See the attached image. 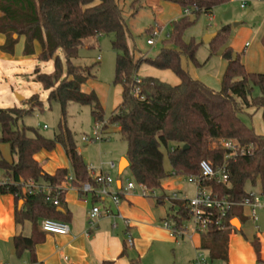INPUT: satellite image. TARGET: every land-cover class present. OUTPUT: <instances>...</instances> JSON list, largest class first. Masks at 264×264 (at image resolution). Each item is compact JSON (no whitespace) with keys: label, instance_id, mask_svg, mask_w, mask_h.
<instances>
[{"label":"trees","instance_id":"1","mask_svg":"<svg viewBox=\"0 0 264 264\" xmlns=\"http://www.w3.org/2000/svg\"><path fill=\"white\" fill-rule=\"evenodd\" d=\"M155 1L175 4L182 12L188 9L189 14L183 13L171 22V31L154 56L134 58L126 43L127 30L116 0H0V34L5 37L0 51L12 55L22 38L24 57L53 61L51 74L36 67L34 75L43 89L49 91L47 100L60 105L62 115L57 132L52 138H46L33 127H17L18 121L33 109H42L43 104L36 94L28 99L30 108H0V143L8 144L11 154L16 156L12 162L0 159V169L5 176L0 182V194H12L17 202L21 200L15 221H29L32 226L30 236L13 237L16 255L25 250L33 252L35 245L43 240L44 234L39 229L42 219L65 221L66 214L57 210L64 204L66 190L62 186L77 188L84 182L94 184L66 124L69 103L88 105L94 122L104 121L103 107L96 93L81 90L82 85L95 77V64L83 66L72 62L87 38L113 36L111 46L116 51L113 83L121 89V100L102 131L104 133L109 125L118 126V133L126 143L131 180L156 191L167 176L190 175L198 177L202 186L218 197L233 203L221 218L222 228L212 227L200 233V249L205 250L211 260L226 257L230 220L242 209L241 203L252 200L253 191L247 190L246 185L258 187V194L264 195V135L256 134L239 116L247 114L248 108H264V73L245 69L241 53H235L227 44L228 26H223L210 42L212 45L219 40L224 45L221 56L227 61V67L219 90L192 78L182 66L183 59L197 64V44L193 39L183 38L185 31L198 16L211 15L216 6L229 0ZM214 50L211 47V52ZM141 65L169 70L179 82L171 85L153 76H139ZM135 87L139 88L138 96L132 92ZM254 88L259 90L258 95H252ZM227 139L243 146L252 143L253 147L246 154L227 157L221 145V141ZM58 144L70 161V170L58 168L48 174L35 154L41 150L52 151ZM165 156L170 172L164 169ZM202 160L209 161L214 168L223 166L226 182L202 177L199 168ZM69 175L72 176L70 181ZM28 180L50 186V200L43 193H26L23 183ZM55 198L56 205L53 204ZM190 217L189 211L181 206L170 216L177 227Z\"/></svg>","mask_w":264,"mask_h":264},{"label":"crops","instance_id":"2","mask_svg":"<svg viewBox=\"0 0 264 264\" xmlns=\"http://www.w3.org/2000/svg\"><path fill=\"white\" fill-rule=\"evenodd\" d=\"M155 4L160 11L164 7L175 6L178 11L177 17L183 14L179 6L175 4L157 3L156 1ZM157 24L160 25V28L163 27L159 22ZM241 24V22L235 23L234 27ZM248 39L252 41V44L246 50ZM4 40L5 37L0 34V46ZM19 41H21L20 45L15 46L12 55L0 51L2 61L36 59L22 55V38ZM230 46L234 52L243 53V65L245 69L249 70L248 72L264 73V29L257 28L253 31L252 28L240 26L235 32ZM169 72L172 73L169 70H158L141 65L138 75L153 76L171 85H176L179 82L178 78L176 77V81L168 80ZM81 90L86 93L93 90L103 107L106 99L99 95L94 85H89L88 89L82 85ZM119 92L121 93V89ZM47 93L49 94V92ZM47 93L46 97H48ZM258 94L259 90L254 88L253 95ZM119 102V100L116 101L114 109ZM245 112L250 116L253 131L256 134L264 135V108H248ZM113 128L118 132L117 125H109L105 129L104 135L110 133ZM39 152L35 154V159L46 173L53 174L58 168L70 170V161L61 145L58 144L52 151H48L51 154V159L48 161H41ZM82 158L86 162L83 156ZM122 158H126L124 152L118 155L117 160L120 162ZM0 159H5L8 162L16 160V156L11 154L8 144L0 143ZM119 162L117 164V161L112 160L109 164L102 165L98 169L93 168L94 174L105 173L113 178L114 183L109 188L111 192H119L129 178L123 179L122 175L128 166L119 172ZM115 163L116 177L110 170L115 167ZM110 164L113 166L111 167ZM87 166L89 167L88 164ZM176 176L163 178L160 189L155 191V197H143L138 192H128L120 195L117 206H113L109 198L101 199L94 193L80 194L76 188L68 187L65 189L64 204L57 210L66 214V219L62 222L68 224L69 232L64 235L46 233L40 229L39 223V229L44 234L43 240L35 245L33 252L25 250L21 255L15 254L13 237L18 234L30 236L31 223L29 221L16 223L15 211L21 207L22 201L17 202L12 194H0V264L26 262H36L37 264H172L170 263L171 258H176L177 261L181 260L180 262L187 260V264H194L199 251L203 252L208 264H264V202H261L260 198L261 206L256 211L257 220L250 218V208L246 205H242V209L231 218L226 240L225 259L211 260L207 252L200 249V234L194 231L193 225L190 229L185 220L182 222V226L185 228L184 233L179 237L171 236L169 230L163 226V221L171 220L170 216L176 213L177 205H174L168 198L172 193H177L179 196L185 194L190 196L187 193V186L182 182L183 178ZM4 180V172L0 169V182ZM248 188L250 189L247 190H251L253 193H259L258 187L248 185ZM94 205L101 209L110 207L112 211H118L129 221L128 228L117 219L118 227L113 229V219L105 216L90 222L88 213ZM125 230H129L133 237L131 247L125 246ZM178 239H182V241L178 242ZM170 250L174 253L173 256H171Z\"/></svg>","mask_w":264,"mask_h":264},{"label":"rangeland","instance_id":"3","mask_svg":"<svg viewBox=\"0 0 264 264\" xmlns=\"http://www.w3.org/2000/svg\"><path fill=\"white\" fill-rule=\"evenodd\" d=\"M116 1L122 12L127 30L126 43L130 53L134 58L142 55L154 56L162 47V40L166 38L164 36L171 31V22L178 18L177 7H164L160 11L155 4V0ZM158 22L163 26L161 28L162 38L161 40L157 39L154 45H148L146 40L149 37V31L151 28H155ZM238 22L242 23L241 27L252 28L253 31L257 28L264 29V0H248L244 8L240 7L238 2L228 1L225 4L216 6L211 15L201 14L198 16L194 24L185 31L183 38L187 41L193 39L197 44L195 52L197 64H193L186 59L182 60V66L192 78L202 81L215 90L221 88V82L227 67V61L221 56L224 45L219 43V40L210 45V43H205L203 39L206 34L216 33L223 26H228L230 33L227 44L231 45L235 32L240 28V26L234 27V24ZM112 38V34H106L97 38L85 39L78 51V56L72 60L77 65L95 64L93 68L95 77L88 80L84 84V88L88 89L89 85H94L99 95L106 99L103 105L104 121L110 117L116 101H120L121 98L119 86L113 83L116 51L111 46ZM247 41L246 50L252 44L250 39ZM20 42L17 43L16 47L20 45ZM211 47L215 49L214 52H211ZM57 53L63 59L60 51ZM235 53H241V56L243 54L242 52ZM36 67L43 73L51 74L53 72V61L40 62L37 59L28 58L10 61L0 59V108H30L31 104L28 103V99L31 95L36 94L43 104L42 109L38 110V107L33 109L31 114L18 121L17 127L19 129L33 127L44 137L52 138L54 133L57 132V124L62 117L60 105L56 101L47 100L45 95L49 91L44 90L40 82L36 80L34 75ZM167 79L176 81L177 78L170 73ZM90 110L91 108L88 105L77 103H69L66 109V124L74 135L79 152L85 158L89 168L92 169H98L102 165L109 164L112 160L117 161L118 164L120 160V158L117 160L118 155L121 152L126 153V143L115 131V128L105 135L103 140L85 142L82 139L85 136H93L95 122L92 119ZM239 116L247 125L251 126L248 114L241 113ZM28 134L31 133L28 132ZM39 156L42 158L41 161L51 159V154L48 151L39 152ZM163 164L165 171L170 172V165L166 156ZM110 170L113 176L116 177V163L115 167L110 168ZM122 177L123 179L126 177L131 179L129 169L124 172ZM176 177L183 178H181L182 182L187 186V193L190 194V196L186 194L180 196L192 197L195 193L193 182L189 181L185 175H177ZM246 189H250L248 185H246ZM259 198L261 202H264V195H259ZM185 223L190 229L192 228L190 219L185 220ZM181 241L182 239H178V242ZM169 252L173 256L174 253L171 250ZM180 261L171 258L170 263L187 264V260Z\"/></svg>","mask_w":264,"mask_h":264},{"label":"built area","instance_id":"4","mask_svg":"<svg viewBox=\"0 0 264 264\" xmlns=\"http://www.w3.org/2000/svg\"><path fill=\"white\" fill-rule=\"evenodd\" d=\"M235 1L240 4V7L244 8L248 2V0H229ZM184 14H189V10H184ZM169 34H166L164 37H168ZM161 28L156 26L155 28H151L149 31V37L146 40L148 45H154L157 39L161 40ZM133 94L135 96L139 95V88L135 87L133 89ZM140 99H143V96H139ZM106 124V121L103 122H95L93 128V136L92 137H83L82 139L85 142L88 141H100L103 140L104 133L102 131V126ZM105 139V138H104ZM222 147L226 150V156L231 157L235 155H243L248 153L252 147V143H248L247 145H241L236 140L227 139L221 141ZM112 167L113 164H110ZM200 174L205 178H214L218 182H226L227 176L225 173L224 167L214 168L213 165L207 161L202 160L199 163ZM88 171L91 177L94 180V184L90 182H84L79 187H77V191L80 194L94 193L98 198L104 199L109 198L113 206H117L120 201V195H123L128 192H138L143 197H155V191H150L143 184H136L131 179L126 180L125 186L120 188L119 192H111L109 190L110 186L114 183L113 178L105 173H93V169L88 167ZM189 181H192L195 185V193L192 197L186 198L179 196L177 193H172L168 198L174 205L181 206L183 209L189 211L191 217L190 220L193 225V229L198 234L202 232L208 231L212 227H221V218H223L228 209L233 203L229 202L224 197H218L216 194L211 192L205 186H202L200 179L198 177L186 175ZM72 180V176H68V181ZM69 185L62 186V189L65 190ZM24 191L28 194L33 193H43L46 195V199L50 200V196H48L50 192V186L46 184H39L33 180H28L23 183ZM75 188V187H73ZM53 204H58V200L53 199ZM242 205H246L250 208V218L252 220H257V208L261 205L259 203V195L256 193L252 194V200H247ZM101 216L111 217L113 219L112 228L117 229L118 223L117 219L122 221L124 226L128 228L129 221L124 218L118 211H112L110 207H104L101 209L99 206L94 205L88 213L89 221L92 222L95 219H98ZM163 226L169 230L171 236L179 237L181 236L185 228L183 226L177 227L170 219H165L163 221ZM40 229L46 233L59 234L64 235L69 232V226L67 223L45 218L40 221ZM125 246L131 247L133 245V237L129 230H125L124 232ZM194 264H208L205 255L203 252L199 251L196 255V258L193 262ZM22 264H37L36 262H26Z\"/></svg>","mask_w":264,"mask_h":264},{"label":"water","instance_id":"5","mask_svg":"<svg viewBox=\"0 0 264 264\" xmlns=\"http://www.w3.org/2000/svg\"><path fill=\"white\" fill-rule=\"evenodd\" d=\"M235 25V24H234ZM216 36V33H210V34H206L204 36V42L205 43H210L212 41V39ZM14 37H16V35H14ZM184 148H186V146H184ZM125 159L126 160V164L124 165L123 169L126 168L128 166V161L126 158H122L121 161ZM121 161L119 162L118 168H119V172H121L123 169H121ZM21 203V202H19Z\"/></svg>","mask_w":264,"mask_h":264},{"label":"bare ground","instance_id":"6","mask_svg":"<svg viewBox=\"0 0 264 264\" xmlns=\"http://www.w3.org/2000/svg\"><path fill=\"white\" fill-rule=\"evenodd\" d=\"M125 164H126V160L123 159V160L121 161V169H123V167H124Z\"/></svg>","mask_w":264,"mask_h":264}]
</instances>
